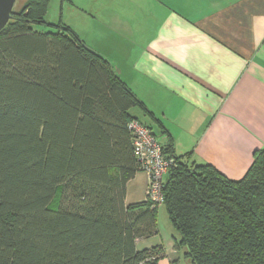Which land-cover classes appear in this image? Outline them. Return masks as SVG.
<instances>
[{"label":"trees","instance_id":"trees-1","mask_svg":"<svg viewBox=\"0 0 264 264\" xmlns=\"http://www.w3.org/2000/svg\"><path fill=\"white\" fill-rule=\"evenodd\" d=\"M50 1L0 31V264H158L163 246L137 248L159 233L158 209L126 203L141 171L130 110L149 111L69 27L33 28L52 26ZM164 151L175 249L191 264H264V149L240 180Z\"/></svg>","mask_w":264,"mask_h":264},{"label":"crops","instance_id":"crops-1","mask_svg":"<svg viewBox=\"0 0 264 264\" xmlns=\"http://www.w3.org/2000/svg\"><path fill=\"white\" fill-rule=\"evenodd\" d=\"M146 1L136 15L143 27L109 61L154 118L138 107L131 114L180 161L242 179L264 149V0ZM148 185L138 172L126 203L146 201ZM161 228L137 248L163 246L158 264H172L175 232Z\"/></svg>","mask_w":264,"mask_h":264},{"label":"rangeland","instance_id":"rangeland-1","mask_svg":"<svg viewBox=\"0 0 264 264\" xmlns=\"http://www.w3.org/2000/svg\"><path fill=\"white\" fill-rule=\"evenodd\" d=\"M29 1L16 0L14 11L23 8ZM141 1L51 0L48 2L44 20L52 26L39 25L33 28L42 33H58L61 30L56 26L69 27L88 47L111 62L115 57L114 50H127L132 44L128 31L143 27L144 21L139 22L136 15L142 18L149 8V2ZM158 215L159 225L165 237H170L172 230L176 233L164 205L159 206ZM175 251L176 254L172 257L179 259L178 264H191L190 260L184 257L182 249Z\"/></svg>","mask_w":264,"mask_h":264},{"label":"built area","instance_id":"built-area-1","mask_svg":"<svg viewBox=\"0 0 264 264\" xmlns=\"http://www.w3.org/2000/svg\"><path fill=\"white\" fill-rule=\"evenodd\" d=\"M129 131L133 137V153L140 170L149 177L147 200L152 208L164 204V183L169 172L176 166L175 159L165 153L157 136L151 128L138 120H132Z\"/></svg>","mask_w":264,"mask_h":264},{"label":"water","instance_id":"water-1","mask_svg":"<svg viewBox=\"0 0 264 264\" xmlns=\"http://www.w3.org/2000/svg\"><path fill=\"white\" fill-rule=\"evenodd\" d=\"M16 0H0V31L9 23L14 11Z\"/></svg>","mask_w":264,"mask_h":264}]
</instances>
